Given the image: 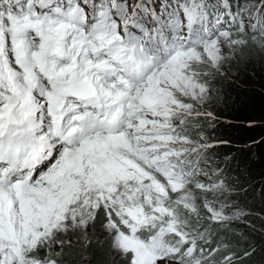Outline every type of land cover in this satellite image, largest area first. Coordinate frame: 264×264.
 I'll return each mask as SVG.
<instances>
[{"label": "snow or ice", "instance_id": "1", "mask_svg": "<svg viewBox=\"0 0 264 264\" xmlns=\"http://www.w3.org/2000/svg\"><path fill=\"white\" fill-rule=\"evenodd\" d=\"M249 41L264 0H0V264H58L101 211L127 264H215L201 209L242 213L188 126Z\"/></svg>", "mask_w": 264, "mask_h": 264}, {"label": "trees", "instance_id": "2", "mask_svg": "<svg viewBox=\"0 0 264 264\" xmlns=\"http://www.w3.org/2000/svg\"><path fill=\"white\" fill-rule=\"evenodd\" d=\"M209 79L216 96L208 110L215 119L201 133L213 145L206 157L213 158L212 168L220 172L213 180L224 179L230 189L215 198L239 207L242 214L218 223L209 222L208 214L201 211L202 230L207 228L210 232L205 247L219 246L215 264H223L225 256L231 257L230 264H264V55L245 56L231 70ZM104 223L101 211L87 229L90 239L86 246L81 235L68 232L75 245L53 252L58 264H83L79 262L82 256L90 260L86 264H127L125 257L112 251Z\"/></svg>", "mask_w": 264, "mask_h": 264}, {"label": "rangeland", "instance_id": "3", "mask_svg": "<svg viewBox=\"0 0 264 264\" xmlns=\"http://www.w3.org/2000/svg\"><path fill=\"white\" fill-rule=\"evenodd\" d=\"M237 0H231L232 4L235 7ZM246 2V0H240L241 4H244ZM225 54L228 56L227 60L223 63L222 67L220 68V70L218 72H214V74L212 76L207 77L208 80H210L209 78H213L214 75H223L224 74V70H231L232 69V65H234V63L236 62H240L242 60H244L245 56H248L249 58L252 57H260L262 55H264V50L260 49L258 46L252 44L251 41L248 42L247 45L244 46H237L234 53L233 52H229V50L227 49V47H225L224 49ZM245 55V56H244ZM229 66V67H228ZM215 96H216V92L211 89V93H210V99L204 104V106L201 108V111L204 113H211L208 108L211 105H214V100H215ZM212 114V113H211ZM215 119V115L212 114L211 116H201L199 118H196L194 120H192L189 124V134L193 139H199L201 136V132L205 131L206 129H208L209 125L212 123V121ZM193 133V135H192ZM197 133H199L198 135H196ZM204 136V135H203ZM209 143V142H208ZM204 166V165H202ZM214 166V161L213 158L211 157H206V170L208 171V173L212 176V178H217L220 176V172H217V169H213L212 167ZM222 181L224 182L225 185V190L223 192H226L229 189V185L228 183H226L224 181V179H222ZM219 182V181H218ZM223 192H218L216 193V195H219L220 193ZM239 207L237 206H230L228 209L229 214L234 211V210H238ZM201 211H205L207 213L206 210H204L203 208L201 209ZM208 214V213H207ZM68 232L73 233L74 235H76L77 237L81 235L79 230H69ZM67 233H62L59 235L58 239H64L67 241H71L69 237H71V235H68ZM105 234H108V232L105 230L104 231ZM109 235V234H108ZM68 237V238H66ZM80 240L78 239L77 242H79ZM70 244H74V243H66L64 245V247H67V245ZM75 245V244H74ZM63 247V249H64ZM58 250H61V248L59 246H54L53 252ZM112 251L114 252V250L112 249ZM44 252V253H42ZM116 253V252H114ZM41 254H46V252L42 249L41 250ZM113 258L116 259V256L112 255ZM81 263L86 264V263H90V260L88 258H84L83 256L80 259Z\"/></svg>", "mask_w": 264, "mask_h": 264}]
</instances>
